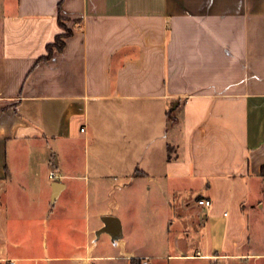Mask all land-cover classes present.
Segmentation results:
<instances>
[{
	"label": "crops",
	"instance_id": "crops-1",
	"mask_svg": "<svg viewBox=\"0 0 264 264\" xmlns=\"http://www.w3.org/2000/svg\"><path fill=\"white\" fill-rule=\"evenodd\" d=\"M263 167L264 0H0V264H264Z\"/></svg>",
	"mask_w": 264,
	"mask_h": 264
},
{
	"label": "rangeland",
	"instance_id": "rangeland-1",
	"mask_svg": "<svg viewBox=\"0 0 264 264\" xmlns=\"http://www.w3.org/2000/svg\"><path fill=\"white\" fill-rule=\"evenodd\" d=\"M250 222L254 245L256 249L264 250V193L262 194L261 207L250 211Z\"/></svg>",
	"mask_w": 264,
	"mask_h": 264
},
{
	"label": "trees",
	"instance_id": "trees-1",
	"mask_svg": "<svg viewBox=\"0 0 264 264\" xmlns=\"http://www.w3.org/2000/svg\"><path fill=\"white\" fill-rule=\"evenodd\" d=\"M59 19H60V20H59V21H60V25L64 27L61 18H59ZM68 34H69V31L66 30V32H65L64 34H60V35H58V36L55 38L54 42L51 43V44H49V45L47 46V55L44 56V58H49L50 55H51V53H52V50H53L54 48L57 49V50L62 49L63 44H64V39H65V37H66ZM174 121H175V118H172V117L169 118V122H174ZM262 171H264V167L262 168ZM131 264H139V263H138L137 261H135V260H132V261H131Z\"/></svg>",
	"mask_w": 264,
	"mask_h": 264
},
{
	"label": "built area",
	"instance_id": "built-area-1",
	"mask_svg": "<svg viewBox=\"0 0 264 264\" xmlns=\"http://www.w3.org/2000/svg\"><path fill=\"white\" fill-rule=\"evenodd\" d=\"M49 176H50V178H54L55 177V173L54 172H50ZM210 204H211L210 200H208V199H200V200L197 201V205L198 206H202L204 208H208L210 206Z\"/></svg>",
	"mask_w": 264,
	"mask_h": 264
},
{
	"label": "water",
	"instance_id": "water-1",
	"mask_svg": "<svg viewBox=\"0 0 264 264\" xmlns=\"http://www.w3.org/2000/svg\"><path fill=\"white\" fill-rule=\"evenodd\" d=\"M114 219L112 218H105V222L112 228H116V221H113Z\"/></svg>",
	"mask_w": 264,
	"mask_h": 264
}]
</instances>
